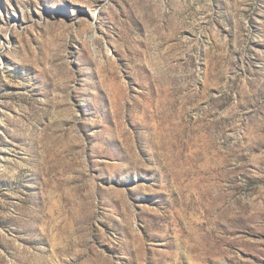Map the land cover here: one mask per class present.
I'll return each mask as SVG.
<instances>
[{
    "label": "rangeland",
    "instance_id": "obj_1",
    "mask_svg": "<svg viewBox=\"0 0 264 264\" xmlns=\"http://www.w3.org/2000/svg\"><path fill=\"white\" fill-rule=\"evenodd\" d=\"M0 264H264V0H0Z\"/></svg>",
    "mask_w": 264,
    "mask_h": 264
}]
</instances>
